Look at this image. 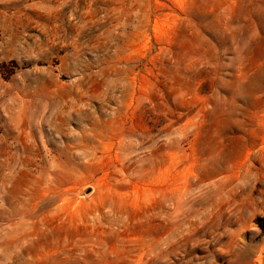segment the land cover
Segmentation results:
<instances>
[{"label":"rangeland","instance_id":"374dc122","mask_svg":"<svg viewBox=\"0 0 264 264\" xmlns=\"http://www.w3.org/2000/svg\"><path fill=\"white\" fill-rule=\"evenodd\" d=\"M0 264H264V0H0Z\"/></svg>","mask_w":264,"mask_h":264}]
</instances>
